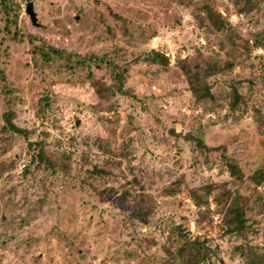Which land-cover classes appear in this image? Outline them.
<instances>
[{
  "label": "rangeland",
  "instance_id": "1",
  "mask_svg": "<svg viewBox=\"0 0 264 264\" xmlns=\"http://www.w3.org/2000/svg\"><path fill=\"white\" fill-rule=\"evenodd\" d=\"M252 1L239 11L236 0H15L16 25L0 9V264H187L182 234L206 240L202 264H259L241 254L264 258V0ZM151 49L168 64L146 61ZM232 54L230 70L207 78L213 100L195 101L179 61ZM109 62L125 64L130 95L94 91L87 64L108 85ZM7 111L27 137L4 130ZM36 140L53 168L30 160ZM234 202L242 235L222 230ZM139 206L148 214L131 216Z\"/></svg>",
  "mask_w": 264,
  "mask_h": 264
},
{
  "label": "trees",
  "instance_id": "2",
  "mask_svg": "<svg viewBox=\"0 0 264 264\" xmlns=\"http://www.w3.org/2000/svg\"><path fill=\"white\" fill-rule=\"evenodd\" d=\"M238 4L243 2L240 5L239 11H247L246 6L248 4H253L252 0H236ZM18 4L15 0H0V9L4 11L8 16L7 20L10 21L12 24L16 25L17 23V16L15 15V7ZM206 15L210 23L213 25L215 29H220L224 27V23L221 21L219 16L214 15L206 6ZM10 18V19H9ZM19 31L15 29L13 32V36H15ZM51 53L58 55V57L68 60L70 59L69 54H64V52L60 49H56L53 47H49ZM44 52V50H40V52ZM233 53V51H232ZM146 61L154 64H158L160 66H166L168 64V57L160 52L159 50L151 49L149 50L148 54L144 57ZM92 59L95 63L99 64L102 63V59L98 56H91L88 60ZM71 60V59H70ZM180 68L184 72L188 85L189 90L192 93V96L195 101H202L204 99L213 100L214 96L211 93L210 86L207 82V78L215 73H220L225 70H230L233 65L237 62L236 57L232 54V56L228 57L225 60L216 59L210 62H203L202 65L195 64L194 68H190L187 64L186 60H180ZM81 64H84V60H80ZM109 72L111 77V83L108 85L102 84L96 78H92V72L90 70L89 64L88 67V74H86L87 78H90V84L94 88V91L99 97H102L106 93H119L121 95H130L131 92L125 86L128 71L125 64H118L117 62H109ZM101 85V86H99ZM234 100L233 103L236 104L239 100V96L237 91H234ZM53 101L51 94L44 92L41 99L39 100L40 104V112L42 111L43 115L41 118L44 119V109L47 110ZM13 112L7 111L5 113V125L3 126L4 130L11 133L23 134L27 137V131L23 128H20L12 121ZM198 142H201L199 138H196ZM200 144V143H199ZM28 145L32 147L35 152L31 154L30 160L32 162H36L38 166H44L46 168H53L51 157L48 156L44 150V147L40 141H31L28 142ZM7 165L0 166V172L3 168H6ZM229 169L232 174L237 173V170L232 164H229ZM94 173H103V170L93 168ZM256 177L258 178L259 185L262 187V194L258 195L257 198L260 202L261 207H264V174H257ZM214 187V184L206 185L204 194L209 195ZM175 191V188H172ZM129 193L126 191L121 192L119 199L123 200ZM203 195L196 196V202L198 204H205L207 203V198ZM215 201H218V198H215ZM200 215L206 214L209 212V209L206 208L204 210L198 211ZM148 212L145 208L139 206L136 209L131 210L130 215L141 217L143 215H147ZM221 225L223 227V231L227 234H237L242 235L244 231L247 229V216L245 212L244 206L239 205L237 202L232 203L222 214L221 218ZM183 241L177 247L176 253L178 256L182 257L187 264H202L206 259L209 258L212 250L210 246L207 244L205 239H202L200 236H194L192 238H188L185 234H182ZM239 248V247H238ZM169 253V250H167ZM244 254L246 261L254 258L257 259L259 264L263 263V255L257 253L255 250L249 249L247 252H242Z\"/></svg>",
  "mask_w": 264,
  "mask_h": 264
},
{
  "label": "water",
  "instance_id": "3",
  "mask_svg": "<svg viewBox=\"0 0 264 264\" xmlns=\"http://www.w3.org/2000/svg\"><path fill=\"white\" fill-rule=\"evenodd\" d=\"M28 6L31 7L30 4H28ZM28 6H27V7H28ZM29 9H30V11H28V13L30 14V16L32 17V19H33V21H34V18H35V17H34V15L32 14V10H31V8H29ZM34 22H35V21H34ZM76 123L78 124V123H79V120H77Z\"/></svg>",
  "mask_w": 264,
  "mask_h": 264
},
{
  "label": "built area",
  "instance_id": "4",
  "mask_svg": "<svg viewBox=\"0 0 264 264\" xmlns=\"http://www.w3.org/2000/svg\"><path fill=\"white\" fill-rule=\"evenodd\" d=\"M26 166V162H21L20 163V168H24ZM192 237H194V235L193 234H190Z\"/></svg>",
  "mask_w": 264,
  "mask_h": 264
}]
</instances>
